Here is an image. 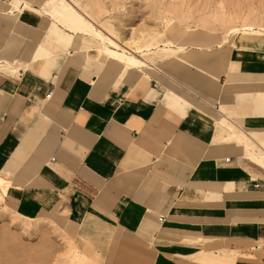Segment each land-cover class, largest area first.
Here are the masks:
<instances>
[{"label": "crops", "instance_id": "crops-1", "mask_svg": "<svg viewBox=\"0 0 264 264\" xmlns=\"http://www.w3.org/2000/svg\"><path fill=\"white\" fill-rule=\"evenodd\" d=\"M47 1L0 0L3 204L54 221L101 264H264V189H253L264 187L257 37L236 34L232 49L182 35L127 52L146 65L128 67L96 53L93 36L52 29ZM173 57L190 67L175 72L186 84L194 67L210 71L213 92L204 78L196 89L211 102L152 88L163 76L157 59Z\"/></svg>", "mask_w": 264, "mask_h": 264}, {"label": "rangeland", "instance_id": "rangeland-1", "mask_svg": "<svg viewBox=\"0 0 264 264\" xmlns=\"http://www.w3.org/2000/svg\"><path fill=\"white\" fill-rule=\"evenodd\" d=\"M77 2L89 19L96 23L97 30L114 38L118 43L128 41V47L133 51L142 45H152L151 48H154L160 44H167L168 40L180 41L182 35H187L189 39H203L204 48H215L223 40V47H230L233 36L228 35V32L231 30L241 31L246 27L255 30L264 28V0H77ZM107 20H111L112 23L109 24ZM255 36L257 38L252 39L254 46L264 47V37ZM162 53L164 52L154 50L149 56L156 59L161 57ZM155 67L163 76H157L152 88L158 87L162 89V93L167 89H175L180 93L189 90L197 95V97L191 95L189 100L211 102L210 95L207 99L202 91L200 93L196 89L199 81H202L201 78H204L206 80L204 87L208 88L209 93L213 92L217 82L210 71L194 67L196 71L192 77L187 78L186 84L176 77L175 72L190 67L177 62L174 57L168 60L157 59ZM168 78L177 81L178 88L172 86ZM211 96H214V93H211ZM1 189H4V192ZM5 189V186L0 187L1 204L7 210V212L0 210V264H92L80 255L86 256L94 264H101L95 248L56 229L54 221L42 218L28 220L12 213L3 204L2 196L6 193Z\"/></svg>", "mask_w": 264, "mask_h": 264}, {"label": "bare ground", "instance_id": "bare-ground-1", "mask_svg": "<svg viewBox=\"0 0 264 264\" xmlns=\"http://www.w3.org/2000/svg\"><path fill=\"white\" fill-rule=\"evenodd\" d=\"M44 5V10L49 15L52 29L56 30L57 24L60 23L64 28L73 31H83L87 33V35L93 36L103 46L102 49L96 53L104 55L108 57V59L119 61L120 63H123L125 66L128 67H134L137 65H141L143 67L146 66L143 62L137 61L136 57V59L134 57L129 58L125 56V54L127 52L139 54L147 48L140 47L137 50L133 51L129 49L131 47H128V41L121 44L118 43V41H116L114 38L104 35L102 32L96 29V27L93 25V23L90 21V19L86 16L85 13L80 11V9L76 8L74 0H48ZM107 21L109 22V24L112 23L111 20ZM242 31L248 34L264 37V28H258L257 30H255L250 27H246L241 31L231 30L230 32H228V35H232L234 37L236 34H239ZM64 43V45L66 46H68L69 44L67 40H65ZM230 44V47L234 49L232 45V40ZM225 126H227V124H225ZM3 186V182L0 181V187L3 188ZM1 191L4 192V189H1ZM0 210H2L3 212H7L6 208L1 204V195Z\"/></svg>", "mask_w": 264, "mask_h": 264}, {"label": "built area", "instance_id": "built-area-1", "mask_svg": "<svg viewBox=\"0 0 264 264\" xmlns=\"http://www.w3.org/2000/svg\"><path fill=\"white\" fill-rule=\"evenodd\" d=\"M51 95V92L48 94L47 98H49ZM226 162L228 163V160H226ZM253 189H264L263 185H260L259 183L253 185ZM159 221L162 222L163 221V217L159 218Z\"/></svg>", "mask_w": 264, "mask_h": 264}]
</instances>
